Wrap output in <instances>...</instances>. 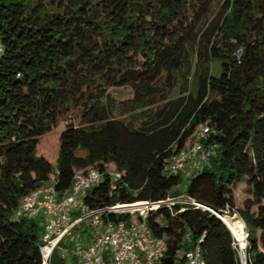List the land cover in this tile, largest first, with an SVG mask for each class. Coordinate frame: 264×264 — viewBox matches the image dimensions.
I'll list each match as a JSON object with an SVG mask.
<instances>
[{"label":"trees","instance_id":"obj_1","mask_svg":"<svg viewBox=\"0 0 264 264\" xmlns=\"http://www.w3.org/2000/svg\"><path fill=\"white\" fill-rule=\"evenodd\" d=\"M214 2L0 0V264H41L42 217L14 212L42 185L63 192L88 169L104 174L75 218L189 200L148 212L152 234L165 239L161 264H185L195 245L205 264H241L235 237L246 239L245 264H264V0H230L206 37ZM124 87L130 96L115 102L110 89ZM60 121L54 165L38 145ZM200 124L217 148L182 186L165 165ZM239 183L248 194L241 207ZM73 249L69 258L55 250L50 264H78Z\"/></svg>","mask_w":264,"mask_h":264},{"label":"built area","instance_id":"obj_2","mask_svg":"<svg viewBox=\"0 0 264 264\" xmlns=\"http://www.w3.org/2000/svg\"><path fill=\"white\" fill-rule=\"evenodd\" d=\"M211 133H214L212 128L200 124L194 133V141L170 158L165 165V172L181 174L187 179L200 170L217 148L216 144L204 143ZM107 172L112 179L120 177L113 167L108 168ZM103 174L97 169L78 171L74 174L71 187L63 192H58L54 188V181H50L21 199L14 212L15 219L42 217L43 234L40 236L41 244L38 246L41 264H50L55 250H59L62 256H65L61 251L64 247L60 242L75 224L85 218L89 221L93 238L82 248L72 250L78 258V264H105V255H108V264H161L166 253L165 239L152 234L146 221L148 212L163 204L170 206L175 202L191 204L193 202L170 198L157 202L142 201L136 202L142 205L135 206L133 204L136 203H133L88 210L79 218H75L72 213L82 207V197L86 189L97 184ZM107 211L128 212L132 217L128 221H112L104 217ZM218 216L222 220L228 217ZM236 246L237 243L233 242L241 264H245L244 254L242 251L239 252ZM184 256L185 264H205L199 245L186 251Z\"/></svg>","mask_w":264,"mask_h":264},{"label":"rangeland","instance_id":"obj_3","mask_svg":"<svg viewBox=\"0 0 264 264\" xmlns=\"http://www.w3.org/2000/svg\"><path fill=\"white\" fill-rule=\"evenodd\" d=\"M229 1L230 0H215L213 4V16L206 30V37L208 36L210 37L216 30L217 26L220 24L224 14L228 11ZM212 73L213 74L219 73L217 63H214L212 65ZM110 92L115 102H119L122 99H126L131 94L130 89L128 87H124L120 89H110ZM62 126H63V122L60 121L56 128H54L47 135L43 136V141L41 142V145L40 144L38 145L39 150L44 152L43 155L48 160H50L54 165L56 162L58 145H59L58 133L60 132V129ZM110 167L111 166H109V168ZM188 182H189V178L184 179L182 186H185ZM233 194H234L236 206L241 207L244 200L248 197V194L245 192V189H244V183L237 184L233 188ZM88 222L89 221L87 218L83 219V221H81L75 227H73L70 230V233L62 239V242L65 245H68L64 247V249L61 250L64 252L67 258H69L71 254L70 246L75 249L82 248L84 246V241H85L86 236L92 232V229L89 226ZM42 234H43V231H41V235ZM89 241L90 240L88 239L86 242H89ZM235 242L237 243L236 247L238 251L239 252L242 251L245 257L246 242L240 245L238 244L236 240Z\"/></svg>","mask_w":264,"mask_h":264},{"label":"crops","instance_id":"obj_4","mask_svg":"<svg viewBox=\"0 0 264 264\" xmlns=\"http://www.w3.org/2000/svg\"><path fill=\"white\" fill-rule=\"evenodd\" d=\"M92 238H93V235H92V232L89 233L86 238H85V241H84V246L87 245L88 243H90L92 241ZM90 240L89 242H86L87 240Z\"/></svg>","mask_w":264,"mask_h":264},{"label":"bare ground","instance_id":"obj_5","mask_svg":"<svg viewBox=\"0 0 264 264\" xmlns=\"http://www.w3.org/2000/svg\"><path fill=\"white\" fill-rule=\"evenodd\" d=\"M138 205H142V204H138ZM244 239H245L244 237L243 238H239V239L235 237V240L238 242L239 245L244 243Z\"/></svg>","mask_w":264,"mask_h":264},{"label":"water","instance_id":"obj_6","mask_svg":"<svg viewBox=\"0 0 264 264\" xmlns=\"http://www.w3.org/2000/svg\"><path fill=\"white\" fill-rule=\"evenodd\" d=\"M126 205V204H125ZM130 206H133V205H130ZM227 226L229 227V229H230V231H231V228H230V226H229V224H227ZM231 233H232V231H231ZM233 235V234H232Z\"/></svg>","mask_w":264,"mask_h":264}]
</instances>
